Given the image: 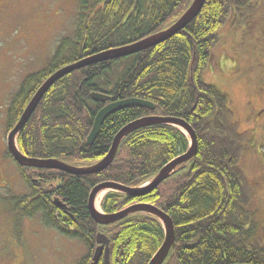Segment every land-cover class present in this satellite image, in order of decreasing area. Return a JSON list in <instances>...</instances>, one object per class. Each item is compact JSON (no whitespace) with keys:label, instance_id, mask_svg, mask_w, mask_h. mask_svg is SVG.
<instances>
[{"label":"trees","instance_id":"1","mask_svg":"<svg viewBox=\"0 0 264 264\" xmlns=\"http://www.w3.org/2000/svg\"><path fill=\"white\" fill-rule=\"evenodd\" d=\"M77 1L78 16L73 34L58 42L47 70L25 76L7 107V118L11 122L41 80L53 71L157 30L182 12L188 0ZM247 2L206 0L197 17L184 29L165 42L127 58L131 64L117 84L111 80L113 69L110 64L121 59L99 61L63 75L44 94L35 119L31 116L28 121L30 127L24 130L23 143L29 151L23 150L19 136L22 151L37 157L61 156H56L51 148L47 149L51 140L42 138L55 140L57 136L47 135L45 126H59L64 137L75 141L74 146L81 145L82 132L91 125L101 107V103L91 99L93 90L108 92L115 99L124 96L149 99L155 102L156 108L125 107L109 114L94 142L90 146H81L83 157H101L117 130L145 112L176 115L190 123L197 135V155L182 171L143 198L162 208L173 219L175 244L163 264H264V218L257 219L250 209L247 201L250 194L244 186L246 178L239 163L245 147L243 133L239 131L238 120L234 119L226 91L207 82L202 75L203 69L216 61L211 49L220 38L219 30L226 22L235 23L237 14L241 13L240 7L249 9ZM142 4L145 6L143 11ZM153 87L160 94L153 93ZM86 100L94 104L93 108L85 105ZM81 106L86 114L78 108ZM37 113L40 114L37 116ZM83 116L88 119L83 120ZM37 119H40L41 127L34 121ZM187 146V138L177 128L153 125L126 137L118 153L123 149L127 152L96 177L68 176L57 170L37 169L39 180L50 179L48 183H51L59 179L57 187L49 185L55 188L66 208L52 205L51 195L34 200L29 210H46L47 205L52 206L49 209L52 227L62 233L65 230L68 237L88 235L92 238L98 225L87 209L89 186L103 177L138 185L139 178H148L163 163L183 153ZM130 201L127 196L111 192L104 197L102 209L112 212ZM138 217L112 227L115 232L112 264H118L120 260L122 264H146L159 246L163 237L161 226L155 220ZM134 233L136 235L131 236ZM122 247L127 254L119 260ZM88 258L84 257L80 264H86ZM97 264H102L101 259Z\"/></svg>","mask_w":264,"mask_h":264},{"label":"rangeland","instance_id":"2","mask_svg":"<svg viewBox=\"0 0 264 264\" xmlns=\"http://www.w3.org/2000/svg\"><path fill=\"white\" fill-rule=\"evenodd\" d=\"M190 1L188 0L187 4ZM247 3L249 9L244 6L240 7L241 13L237 14L235 23L226 22L219 30L220 38L211 49L216 61L209 63L203 69L202 75L207 82L216 84L225 90L229 97L234 119L238 120L239 131L243 133L242 140L245 149L239 156V163L246 178L244 186L250 194L247 201L256 218L263 219L264 0H248ZM144 4L141 5V11L145 7ZM78 7L77 0H0V264H73L80 252L81 256L83 255L81 251L83 243L78 240L74 242L64 235L62 237L52 226L45 225L41 220V218L44 220L42 212L34 214L31 218L22 216L28 208L24 205L18 206L17 204L16 206L15 200L18 202H21L22 199L30 201L28 206H32L35 203L34 200H38L39 197L53 195L52 199L55 201L52 205L57 207H63L57 201L63 200L56 194L55 188L48 184L50 179L39 180L36 175L38 173L35 171L37 169L23 167L20 171L6 151V136L15 123L9 125L7 120V107L10 100L19 89L25 76L45 70L58 42L63 37H70L73 34ZM176 16L171 17L155 31L166 28L177 18ZM140 37L142 36H136L135 39ZM85 58L87 56L80 60ZM93 63L96 62L85 65ZM130 64L128 59L110 64V68L113 69L111 75L113 83L118 82ZM104 90L108 91L109 89L105 88ZM152 92L160 94V91L154 87ZM42 99L43 97L31 113L32 119H35V114L39 110L38 105ZM26 103L19 107V115ZM85 105L93 108L94 104L86 100ZM78 108L83 110L82 106ZM83 113L86 114L84 110ZM39 114L37 113V116ZM29 119L20 134L23 146V134L25 135L26 129L30 127ZM82 119L86 121L88 117L83 116ZM34 121L41 127L40 119ZM91 126L92 124H88V127H85L82 132L81 145L75 144L74 146L75 141L64 137L62 130L57 125L45 126V129H48L46 134H55L57 139L52 140L45 136L42 139L51 140L47 149L51 148L52 151H55L56 156L70 157L68 160L64 158L70 163L92 164L96 159L79 157V153L83 149L81 146H84ZM176 127L182 129L181 132L184 135L187 134L185 127L181 125H176ZM18 135L19 133H17ZM73 146L74 149L77 146V149L74 150ZM23 150L29 151L25 146ZM126 152V149H123L116 157L120 158ZM28 155L31 156V154ZM191 162L192 160L187 159L181 161L176 173L182 171ZM166 180L168 177L159 184ZM144 181L138 180V184ZM108 191L110 190L102 191V197ZM18 209L20 211H17ZM146 216L149 215H144V217ZM47 222L51 225L54 224L49 218V213ZM61 230L63 229L61 228ZM64 232L66 231L64 230ZM135 235L136 233L131 236ZM126 254L125 248L122 247L119 259L124 258ZM252 257L256 258L257 255Z\"/></svg>","mask_w":264,"mask_h":264},{"label":"water","instance_id":"3","mask_svg":"<svg viewBox=\"0 0 264 264\" xmlns=\"http://www.w3.org/2000/svg\"><path fill=\"white\" fill-rule=\"evenodd\" d=\"M204 2L205 0H192V2L189 4L186 10L181 14V16L172 25H170L168 28L164 30L158 31L144 38H141L139 41H136L132 44L123 45V46L105 50L101 53L92 54L85 59L78 60L76 62H73L71 64L65 65L57 69L55 72L49 75L46 78V80H44L42 84L34 92L32 97L28 101L26 107L24 108L21 116L19 117L18 121L13 126V128L10 130L7 136V147L10 153L12 154L13 158L21 165L30 166V167H49V168L54 167V168H58L66 172H70L72 174H86V173L99 172L105 169L108 166V164L112 161L114 154L116 152V149L120 143V140L125 135H127L128 133L132 132L133 130L137 129L138 127L144 124H150L154 122H172V123H177V124H180L186 127L192 139L191 147L188 149V151L185 154L166 163L145 184L141 186H137V187H129V186H124V185H120L116 183L114 184L110 182H103L101 184L94 186L89 194L87 207L92 217L94 218V220L98 223H106V224L111 223L131 211L141 210V209H145L162 219L165 225L164 240L161 246L157 249V251L150 258L147 264H161L163 259L166 257L169 250L171 249L173 242H174V229H173V221L171 217L167 213H165L163 210L156 208L147 203H139V204L130 206L127 209H124L116 213L104 214V213L97 211L93 207L95 196L99 192L100 189L109 187V186L123 191L124 193L128 194L130 197L142 196L146 193L153 191L164 178L168 177L169 174L175 170L177 164L195 155L197 152L196 151L197 145L195 141L194 132L191 130L189 125L184 120L174 118V117H159V116H145V117L132 120L128 122L127 124H125L123 127H121L118 130V132L114 135L113 140L111 142V147L109 148L108 152L100 160H98L96 164L88 166V167H74L63 161L57 160V159H36V158L28 157L27 155L22 154L18 150L15 144V138L17 136V133L26 124L27 120L29 119L31 113L36 108L40 99L60 77L90 62H96V61H100V60L108 59V58H119L121 56H125V55L131 54L139 50L149 48V47H152L159 43L164 42L165 40L175 35L185 25H187L194 17H196L198 13L200 12V10L202 9ZM92 97L95 100H100L103 103L108 100L107 95L100 94V93H92ZM132 104L138 105V106L152 107L151 102H146V101H142L139 99H133V98L108 102L101 109H99V111L95 115L91 130L87 135V143H92L95 140V137L99 130L100 125L110 113H112L113 111L123 106H128ZM97 258H98V254L95 256V262L93 261L92 264L96 263ZM106 264H107V256H106Z\"/></svg>","mask_w":264,"mask_h":264},{"label":"bare ground","instance_id":"4","mask_svg":"<svg viewBox=\"0 0 264 264\" xmlns=\"http://www.w3.org/2000/svg\"><path fill=\"white\" fill-rule=\"evenodd\" d=\"M182 130V129H181ZM11 158V157H10ZM107 191V190H106ZM101 198H102V194H100L99 196H98V198H97V201H96V207H97V209H99V207H100V202H101Z\"/></svg>","mask_w":264,"mask_h":264},{"label":"flooded vegetation","instance_id":"5","mask_svg":"<svg viewBox=\"0 0 264 264\" xmlns=\"http://www.w3.org/2000/svg\"><path fill=\"white\" fill-rule=\"evenodd\" d=\"M46 228H48V227H46ZM108 233V232H107ZM63 237V236H62Z\"/></svg>","mask_w":264,"mask_h":264}]
</instances>
